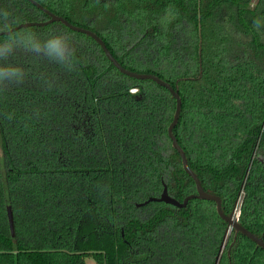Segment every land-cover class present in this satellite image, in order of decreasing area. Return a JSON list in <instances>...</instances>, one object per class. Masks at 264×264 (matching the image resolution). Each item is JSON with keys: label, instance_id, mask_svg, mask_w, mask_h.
I'll list each match as a JSON object with an SVG mask.
<instances>
[{"label": "trees", "instance_id": "trees-1", "mask_svg": "<svg viewBox=\"0 0 264 264\" xmlns=\"http://www.w3.org/2000/svg\"><path fill=\"white\" fill-rule=\"evenodd\" d=\"M33 1L177 93L189 170L264 243V0ZM47 19L0 0V31ZM0 51L22 71L0 80V264H213L226 223L212 201L148 200L195 194L170 93L60 22L0 35ZM216 264H264V249L231 229Z\"/></svg>", "mask_w": 264, "mask_h": 264}, {"label": "water", "instance_id": "water-1", "mask_svg": "<svg viewBox=\"0 0 264 264\" xmlns=\"http://www.w3.org/2000/svg\"><path fill=\"white\" fill-rule=\"evenodd\" d=\"M29 1L31 4H33L34 6H36L37 8L41 9L43 12H45L48 16V19L44 22L41 23H34V22H26V23H20L12 28H10L9 30L6 31H0V35H7L9 33H11L12 31H15L16 29L22 28V27H28V26H40V25H45L47 23L50 22H60L61 24H63L65 27H67L68 29L75 31V32H79L82 34H85L87 36H89L90 38H92L101 48L103 54L105 55V57L108 59V61L122 74L131 77V78H135V79H149L151 81H153L154 83H156L157 85L165 88L170 95L174 98V110H173V114H172V118L170 123L167 126L166 129V133L167 136L170 140V144L172 146V148L175 150V152L177 153L180 163H181V167L183 169V171L191 178L194 186H195V194L193 195H189L185 198H183V200L181 202H178L176 200H174L173 198L169 197L167 195L166 192V188L165 186L162 187L161 193L159 194L158 198H149V201H158V202H163L165 204H169L175 208H181L184 207L186 204V201L190 198H200V199H204V200H209L212 201L215 205V211L217 213V215L226 223V229L224 231V234L222 236V241L219 245L218 248V252L214 258V262L213 264H216L219 253L221 252V249L224 245V240L226 238V236L228 235L229 231L232 229L235 232H239L241 234H243L245 237H247L249 240H251L252 242H254L256 245H258L259 247L264 249V243L257 237H255L254 235H252L250 232H248L247 230H245L242 226H240L237 223V220H235L232 217V211L228 214V215H224L221 210H220V201L219 198L215 195L212 194H208L206 192H204L198 182V179L196 178V176L189 170L187 164H186V159L185 156L182 152V150L179 148V146L177 145L171 130L177 120L178 117V113H179V107H180V101L178 98L177 93L172 90L170 88V86L161 81L160 79H158L157 77L151 75V74H137L134 72H130L125 70L124 68L120 67V65H118V63L116 62V60L110 55V53L108 52V50L106 49V47L104 46V44L102 43V41L91 31L87 30V29H83V28H79L76 26H72L71 24H69L68 22H66L63 18L59 17V16H55L51 13H49L48 11L42 9V7H40L37 3H35L33 0H27ZM237 203V201L234 203V205Z\"/></svg>", "mask_w": 264, "mask_h": 264}, {"label": "clouds", "instance_id": "clouds-1", "mask_svg": "<svg viewBox=\"0 0 264 264\" xmlns=\"http://www.w3.org/2000/svg\"><path fill=\"white\" fill-rule=\"evenodd\" d=\"M47 48L50 50H57L61 56L64 54V48L61 46V41L59 39H54L49 41L47 44ZM7 49L3 50L6 51ZM32 51H40V46L39 45H33L32 48L30 49ZM3 52L0 51V55H2ZM21 70L18 68H0V80L4 79H15L21 74ZM19 81L20 79H16Z\"/></svg>", "mask_w": 264, "mask_h": 264}, {"label": "built area", "instance_id": "built-area-1", "mask_svg": "<svg viewBox=\"0 0 264 264\" xmlns=\"http://www.w3.org/2000/svg\"><path fill=\"white\" fill-rule=\"evenodd\" d=\"M131 92L134 91V89L130 90ZM239 214V201L235 204L233 210H232V217L237 220Z\"/></svg>", "mask_w": 264, "mask_h": 264}, {"label": "rangeland", "instance_id": "rangeland-1", "mask_svg": "<svg viewBox=\"0 0 264 264\" xmlns=\"http://www.w3.org/2000/svg\"><path fill=\"white\" fill-rule=\"evenodd\" d=\"M226 239H227V236H226V238L224 240V243H225ZM84 264H95V263H94V261L92 260L91 257L87 256V257L84 258Z\"/></svg>", "mask_w": 264, "mask_h": 264}]
</instances>
